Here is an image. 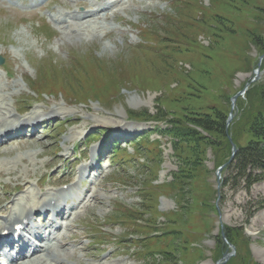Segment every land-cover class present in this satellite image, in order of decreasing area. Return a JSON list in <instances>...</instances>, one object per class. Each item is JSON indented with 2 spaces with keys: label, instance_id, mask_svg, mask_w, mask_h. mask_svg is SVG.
<instances>
[{
  "label": "rangeland",
  "instance_id": "rangeland-1",
  "mask_svg": "<svg viewBox=\"0 0 264 264\" xmlns=\"http://www.w3.org/2000/svg\"><path fill=\"white\" fill-rule=\"evenodd\" d=\"M24 18L0 2V53L11 71L0 70V117L60 113L35 136L0 146V207L24 182L41 195L74 180L103 149L94 160L100 183L84 181L96 199L68 231L77 246L68 264H264V180L223 186L229 139L202 131L190 145L164 133L216 108L228 114L231 141L233 132L248 141L247 94L234 105L230 97L261 61L250 86L264 80V0H132L105 33L84 36L53 27L45 38L43 21ZM143 110L161 121L128 116Z\"/></svg>",
  "mask_w": 264,
  "mask_h": 264
},
{
  "label": "bare ground",
  "instance_id": "bare-ground-1",
  "mask_svg": "<svg viewBox=\"0 0 264 264\" xmlns=\"http://www.w3.org/2000/svg\"><path fill=\"white\" fill-rule=\"evenodd\" d=\"M105 1H107L108 9H112L114 6L121 5L123 0H77L78 6L84 8L85 12L77 14L78 9H74L71 11L73 16L70 14H62V23L66 29H72L80 35H87L88 33L92 34V32L93 34H100V32L104 31L105 27L103 26V23L100 24L98 20L101 16H104V19H106V11H99V9H96L95 6L97 4H101L102 6L100 9H104ZM73 23H75L77 27H74ZM0 88L3 89V86H0ZM2 101L3 99L0 100V102ZM59 113L60 112H58V110L51 109L49 112H33V114H30L27 118H18L17 120L9 119V116L5 117L6 115L4 117L1 116L0 141H10L12 139L10 134L20 127H23L26 124L31 125L36 120L40 119L42 120L49 117L57 118L56 115ZM131 132H134V130L128 131V134ZM29 187V182H24L21 189L22 194L18 197H14L11 201L8 200V202L4 204L3 208L0 207V238L7 237L8 235H6V233L8 234L11 232L16 224L22 223L25 219L24 217H28V214H30L31 211L37 212V210L43 206H46L47 210L56 212V214L62 219L67 220L64 227L67 230H71L74 221L77 219L79 209L88 208L90 205L88 202L96 199L95 193H92L87 201L83 198L86 193H76L74 201H78V204L76 207H72L67 213L62 207L67 199L65 195L63 197H59L56 194H50L48 197H40L36 194H32L29 191ZM53 200H56V204L54 206L51 205ZM61 228V222H54V218L52 217L50 219V224L47 227L50 235L46 244L42 246L37 243L35 245L31 243V240H25L21 247L17 250L16 254L10 255L9 259L14 261V264H32L35 262H39L40 264H68V261H70V255L67 252L68 249L65 247L68 241L65 240L66 233L62 232ZM38 229L39 226L33 227V231L40 239L43 240L44 237H42L41 232ZM4 255L5 254H3V256ZM230 257L231 254L229 253L228 259Z\"/></svg>",
  "mask_w": 264,
  "mask_h": 264
},
{
  "label": "trees",
  "instance_id": "trees-1",
  "mask_svg": "<svg viewBox=\"0 0 264 264\" xmlns=\"http://www.w3.org/2000/svg\"><path fill=\"white\" fill-rule=\"evenodd\" d=\"M255 43L258 46L261 45L258 41ZM262 51L264 52L263 49ZM246 94L250 102L249 107L244 108L243 104L240 103V108L243 110V114L246 115V125L248 126V132L251 137L245 144H241L233 132L232 141L236 145L237 152L233 160L227 164L222 172V185L226 186L232 180L233 185L237 186L242 182L244 183V188L250 189L253 184L264 180V80L250 86ZM159 112L160 109L157 113ZM136 114L142 117H152V119L155 118L153 120L161 121L159 120L160 117L158 114L151 115L147 110L129 112L131 117L136 116ZM187 118L192 127L178 125V123L172 121L173 124L166 128L164 133H169L172 137L184 140L190 143V145L201 142L206 138L202 134V131L217 133L222 138L229 139L230 131L226 127L228 114L224 111L216 108H212L211 112L192 111L187 115ZM229 142L230 140L226 142L227 153L220 165L230 159L232 143ZM228 236L233 242L231 239L232 236L230 234ZM169 254L170 252L167 251L166 255L169 256Z\"/></svg>",
  "mask_w": 264,
  "mask_h": 264
},
{
  "label": "water",
  "instance_id": "water-1",
  "mask_svg": "<svg viewBox=\"0 0 264 264\" xmlns=\"http://www.w3.org/2000/svg\"><path fill=\"white\" fill-rule=\"evenodd\" d=\"M259 65H260V63H259ZM256 73H257L258 76H259V73H260V67H258V69L256 70ZM248 85H249V83L246 84L245 88H244L242 91H239L237 94H235V95L233 96V98H232V101H233V102L236 101V99H237V98L243 93V91L248 87ZM232 115H233V114H232V112H231L230 117H229V121L231 120ZM229 139L231 140L230 137H229ZM236 152H237V148H236L235 144L233 143L232 154H231V157H230L228 163H230V162L233 160V158H234ZM228 163H226V164L222 165L221 167H219V169H218V178H219V179H220V174H221L222 170L224 169V167H225ZM224 259H225V260L228 259V254H225Z\"/></svg>",
  "mask_w": 264,
  "mask_h": 264
}]
</instances>
